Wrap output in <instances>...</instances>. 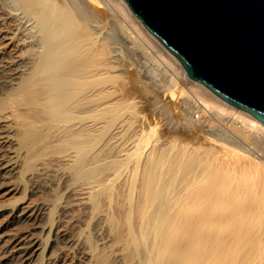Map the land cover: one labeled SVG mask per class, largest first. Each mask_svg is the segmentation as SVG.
<instances>
[{"label":"bare ground","instance_id":"bare-ground-1","mask_svg":"<svg viewBox=\"0 0 264 264\" xmlns=\"http://www.w3.org/2000/svg\"><path fill=\"white\" fill-rule=\"evenodd\" d=\"M116 44L218 150L138 122ZM262 187L264 124L191 79L125 0H0V264H253L236 199Z\"/></svg>","mask_w":264,"mask_h":264},{"label":"water","instance_id":"water-1","mask_svg":"<svg viewBox=\"0 0 264 264\" xmlns=\"http://www.w3.org/2000/svg\"><path fill=\"white\" fill-rule=\"evenodd\" d=\"M186 68L264 124V0H125Z\"/></svg>","mask_w":264,"mask_h":264},{"label":"rangeland","instance_id":"rangeland-1","mask_svg":"<svg viewBox=\"0 0 264 264\" xmlns=\"http://www.w3.org/2000/svg\"><path fill=\"white\" fill-rule=\"evenodd\" d=\"M108 27H111L110 23ZM116 46L120 47L121 51H118L121 54L119 63L123 66V70L121 71L122 79L120 81L124 82L127 86L126 95H129L137 104L135 109H137L139 115L138 122L140 124L152 126L155 133L163 141H167L172 137L177 139V142L193 146L201 144L205 147L211 146L212 149L215 146L217 150L221 147V143L204 139L198 129L196 120L187 118L179 106H177L179 98L173 101V106L170 105L169 96L143 77L135 66L132 67L133 65H131L129 67L127 65V50L120 46V44H116ZM167 112L174 118H178L176 124L171 122L166 114ZM225 158H230L238 163V161L244 159V155L241 152L230 149ZM247 173L248 175L243 177V179L246 178L250 181L260 179L261 174H259L260 172H256V170L252 169ZM238 195L236 205L244 209L246 231L250 233L249 235L246 234L247 236L242 241H238L237 255H240L239 253L242 252L245 254L251 253L253 264H264V187L252 194L242 189ZM221 222V227L227 226L228 228L224 233L220 234L218 240L220 244L226 239L233 226L230 223L231 221L226 218H222Z\"/></svg>","mask_w":264,"mask_h":264}]
</instances>
